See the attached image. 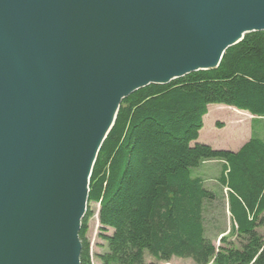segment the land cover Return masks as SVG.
Wrapping results in <instances>:
<instances>
[{
	"label": "water",
	"instance_id": "water-1",
	"mask_svg": "<svg viewBox=\"0 0 264 264\" xmlns=\"http://www.w3.org/2000/svg\"><path fill=\"white\" fill-rule=\"evenodd\" d=\"M264 0H0V264H81L120 105L219 68Z\"/></svg>",
	"mask_w": 264,
	"mask_h": 264
},
{
	"label": "trees",
	"instance_id": "trees-1",
	"mask_svg": "<svg viewBox=\"0 0 264 264\" xmlns=\"http://www.w3.org/2000/svg\"><path fill=\"white\" fill-rule=\"evenodd\" d=\"M211 105L264 121V32L229 48L215 70L151 85L122 101L89 185L88 206L100 205L101 232L113 230L102 236L107 252L98 256L101 264H147L145 251L158 262L264 264L258 232L264 227V140L253 134L238 152L198 143ZM208 161L223 163L219 183L228 190L230 234L240 248L224 237L216 249L205 237L204 206L216 194L191 170ZM92 217L87 207L79 233L81 264H92Z\"/></svg>",
	"mask_w": 264,
	"mask_h": 264
},
{
	"label": "rangeland",
	"instance_id": "rangeland-1",
	"mask_svg": "<svg viewBox=\"0 0 264 264\" xmlns=\"http://www.w3.org/2000/svg\"><path fill=\"white\" fill-rule=\"evenodd\" d=\"M211 107V111L207 114L209 118L205 120L204 127L200 132L201 144L208 145L215 150L229 149L230 151L235 147V136L238 132L243 134L240 143L247 142L253 134H256V136L264 140V121H254L258 119L253 116L250 117L251 115L248 112H245L250 115L247 117L235 114L239 116L241 120L234 121L230 118V112H233L228 109L229 107L221 105H212ZM219 125H222V127L218 128ZM217 166L220 165H206L192 169L191 176L193 178L197 177L201 170H205L206 173H208L209 179H212L215 173L221 176L223 169ZM204 187L205 189H211V191L216 194L215 200L206 202L204 206L205 237L212 241L216 249L222 246L221 240L224 237L227 238L229 242H232L236 248H240V241L237 240V236L230 234L232 230V220L228 210V190L222 188L218 183H207ZM87 207H89V210L93 213V217L89 221V230L87 233V238L90 242L91 262L92 264H101L98 256L107 252V244L102 239V236H112L113 230L109 229L107 232H101L99 223L100 205L90 204ZM258 232L264 237V227L258 229ZM144 259L147 264H195L191 259L179 258H173L169 262H158L147 251L144 253ZM210 264H213V261Z\"/></svg>",
	"mask_w": 264,
	"mask_h": 264
},
{
	"label": "crops",
	"instance_id": "crops-1",
	"mask_svg": "<svg viewBox=\"0 0 264 264\" xmlns=\"http://www.w3.org/2000/svg\"><path fill=\"white\" fill-rule=\"evenodd\" d=\"M212 106V105H211ZM211 106H209V108H208V113H209V111H211V109H212V107ZM230 114H231V116H230V118L232 119V120H234V121H237V120H241V118L239 117V116H236L235 114H233V113H231L230 112ZM207 119V115L204 117V121L203 122H205V120ZM242 137H243V134H241L240 132H238V133H236V136H235V141H236V143L234 144V149H231L230 151H232V152H238L243 146H244V144H246L247 142H245V143H240V141H241V139H242ZM200 139H201V136H199V139H198V143H200ZM237 146V147H236ZM226 150H228L229 151V149H226ZM206 165H220V166H217V167H220L221 169H223V163L222 162H218V161H209V162H205V163H203L202 165H201V167L202 166H206ZM208 173H206V171L205 170H201V172H200V174H198L197 175V177H195V178H201L203 181H204V186L207 184V183H218V184H220L219 182H218V179H219V177H220V175L218 174V173H215V175L213 176V178L212 179H209L210 177L207 175ZM220 186H221V184H220ZM222 187V186H221ZM223 188V187H222ZM207 190H209L210 192H212V193H214L213 191H211V189H207ZM215 194V193H214Z\"/></svg>",
	"mask_w": 264,
	"mask_h": 264
},
{
	"label": "bare ground",
	"instance_id": "bare-ground-1",
	"mask_svg": "<svg viewBox=\"0 0 264 264\" xmlns=\"http://www.w3.org/2000/svg\"><path fill=\"white\" fill-rule=\"evenodd\" d=\"M87 206H88V203H87ZM85 215H86V214H85ZM84 217H85V216H84ZM83 219H84V218H83ZM83 219H82V220H83ZM81 226H82V225H81Z\"/></svg>",
	"mask_w": 264,
	"mask_h": 264
}]
</instances>
